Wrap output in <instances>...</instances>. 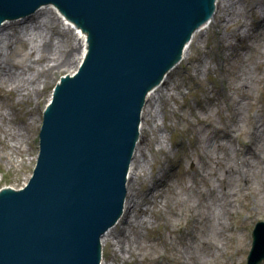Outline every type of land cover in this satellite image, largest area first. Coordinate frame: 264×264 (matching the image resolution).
<instances>
[{
  "label": "water",
  "instance_id": "obj_1",
  "mask_svg": "<svg viewBox=\"0 0 264 264\" xmlns=\"http://www.w3.org/2000/svg\"><path fill=\"white\" fill-rule=\"evenodd\" d=\"M213 2L0 0V23L54 3L91 35L85 65L46 115L35 177L0 195V264H99L100 237L122 208L144 96Z\"/></svg>",
  "mask_w": 264,
  "mask_h": 264
},
{
  "label": "rangeland",
  "instance_id": "obj_2",
  "mask_svg": "<svg viewBox=\"0 0 264 264\" xmlns=\"http://www.w3.org/2000/svg\"><path fill=\"white\" fill-rule=\"evenodd\" d=\"M246 1L250 5L258 0ZM255 15L262 14L256 12ZM249 18L250 15L245 20L248 24H251L252 21ZM207 30V32L205 30L203 33L197 34L189 56L185 59L186 66L189 65L187 67L189 75L184 72L188 76L186 75L184 78H181V72H173L171 78H169V84H171L170 89L163 90L164 96L167 99L166 104L162 105L157 101V98L154 100V103L161 104L165 109L166 116L162 117L159 114L156 118V123H152L155 128L147 134V136L149 135V139L144 148L153 168L150 165L146 168V179L141 183L140 191L148 192V189L155 186L153 196L156 193H160L159 196L164 194V197L159 200L157 205H148V213L153 217V221H150L146 228L136 229L138 238L135 241L129 242L131 244L129 249L132 252L125 246L124 249L126 251L123 249L119 250V261L115 262L114 249L105 247L106 259L109 261L108 264H156L155 258L159 253H161V256L165 254L174 264H180L181 261L185 260L186 257L183 252L184 243L177 237V231L180 226L185 225L187 227L189 225L191 221L188 218L189 213L192 211L193 214L197 213L198 209H194L192 203H185L183 205L182 200H196V205L197 202H202L199 198L190 195L186 190L191 189V182L188 177L181 174V169L188 167L190 164L195 166L196 169H202L204 162H199L198 153L203 154L206 160L209 159V155L213 152V149L214 154L217 156L214 160L221 163L224 162L221 151L222 142H216L208 149L204 148L201 143L195 140L197 135L202 133L199 132L201 127L198 125V119L204 117L214 124L222 126L225 124L223 119L227 117L228 122L226 124L233 125V129L237 127L231 120V112L225 106V101L220 105L212 90L214 92L219 90L222 92V95L232 98L230 100L232 102L231 111L233 113H235L233 109L238 100L245 102V106L240 110L243 119L238 125L240 126L239 131L242 132L241 135L245 138L254 139L255 144L257 146L259 144V150L264 156V146L262 147V144H264V111L262 112L263 109L261 108L260 111L256 112L258 119L257 126L253 128L247 120L249 117L248 112L250 113L253 110L248 108V102L245 98V95L248 94L254 96L257 91L264 97V87H259L262 77V70H259V68L264 67V53H262L261 57H258L256 51L258 39L260 34L264 33V27H254L251 40L246 39L247 44L230 52L224 50V46L228 43L223 39L224 31L222 30V26L219 27V32L211 28ZM226 36L227 41L232 42L227 33ZM40 41H43L42 44L45 43V40ZM198 41L200 44L197 43ZM194 44L196 45L194 46ZM61 49H63V52L70 51V47L67 44L62 45ZM211 51H215L218 56L215 66L209 60ZM18 53L24 56L27 53V47L19 45L12 55V57H15V69H17V66H21L22 56L17 55ZM196 58H199V62L195 60ZM46 64H49V62L43 60L39 65H36V68ZM199 66L201 72L196 71ZM75 68V64L70 67H62L54 75L53 79L48 78L46 84L41 85L39 95L33 94L29 100L27 98H23L22 100L16 93L13 94L12 100L16 107L14 111L11 108H7V89L5 85L4 88H0V115L2 116L6 112L9 113L6 122L4 120L5 131H1L0 127V189L3 187L19 189L30 178L39 154V134L43 123L44 109L49 103L52 92L60 78L70 74ZM33 71V69L28 71L26 76L30 78ZM252 71L257 75L252 88L244 91L240 90L246 74ZM191 78L200 83L201 87L199 90L195 89L194 84L190 81ZM4 84L10 83L5 82ZM191 89H193L192 92ZM168 94L170 95L167 96ZM32 118L33 124L30 125L31 123L29 121ZM14 119L19 121L18 125L12 123ZM19 126H27L24 128L23 139L20 141L10 139L8 133L11 131L17 132L15 128ZM258 131H261L260 134ZM156 134L164 135V138H160L163 146L159 152L158 149L160 146L154 140ZM152 145H154L153 148ZM215 150L218 153H215ZM256 163L262 170H260V174L255 175L257 180L253 178V183H251L250 187L253 190V194H246L243 211L241 212L242 215H252L254 217L250 220V223L249 221L246 223L243 221L240 222L239 225L244 224L246 229L238 231L237 242L231 245V250L237 253L239 256L237 259H239L241 264H245L244 258L249 254L252 246L251 236L247 237L249 230L254 229L258 220L264 219V164L261 161ZM249 169H252V164ZM217 170V166L212 164L210 171L217 172ZM160 171L162 173L161 175L158 173ZM163 180L165 181L164 185ZM160 185L163 186L159 188ZM164 186L165 188H163ZM238 186L239 183L237 181L233 187L237 189ZM202 189H205L204 185ZM149 193L152 195L151 192ZM220 218L222 220V213H220ZM214 229L215 226L213 225V232H215ZM146 235L160 236V240L155 244H149L146 241ZM113 241L118 244L124 240H122V237H117ZM197 245L192 248L190 258H186L189 264H196L197 262L204 264L206 260L211 259L210 252L202 248L199 243ZM109 258L113 260L110 261ZM218 264H224L222 259Z\"/></svg>",
  "mask_w": 264,
  "mask_h": 264
},
{
  "label": "bare ground",
  "instance_id": "obj_3",
  "mask_svg": "<svg viewBox=\"0 0 264 264\" xmlns=\"http://www.w3.org/2000/svg\"><path fill=\"white\" fill-rule=\"evenodd\" d=\"M215 8L216 10L212 17L213 21L208 26H203L204 29L201 32V29H199L196 33L200 32L201 34L205 30L207 32V29L209 28L219 32L218 29L222 26V30L224 31L223 39L228 43L224 46V50L228 52L235 51L247 44L246 39L249 41L251 40L254 27H264V0H258L250 5H248L246 0H215ZM255 11L262 15H255ZM249 15V19L252 21L251 24H248L245 20ZM217 17L219 18V22ZM62 20V15L57 9L52 6H46L38 8L31 14L15 17V20L13 21H5L3 23L1 21L0 88H4L5 85L7 93L12 96L16 93L20 99L23 100V98H27L29 100L33 94L39 95L41 85L46 84L48 78L53 79L54 75H56L62 67H70L75 64L76 68L71 72V74L77 70L87 53V33L83 32L80 28H77L73 23H64ZM74 27H76L77 32ZM74 31L76 33H74ZM226 33L232 42L227 41ZM195 34L191 42L187 45L184 53H181L180 57L173 65V68L164 76L162 84L160 82L156 89H151L146 95L142 112H140L141 125L138 128V134L136 135L138 136V140L136 146L134 147L135 150L132 154V162L129 168L128 179L126 181L127 195L122 200V202L125 203L124 210L122 215H118V223L102 238L101 243L103 256L101 264L109 263L106 259L105 247L114 249L115 262L119 261L118 257H120V255L118 251L121 249L126 251L124 249L125 246L130 252H132L129 249L131 245L129 242L135 241L138 238L136 229L146 228L148 223L153 221V217L148 213V205H157L159 200L164 197V194L159 196L160 193H156L153 196L155 186L148 189V192L143 190L140 191L141 183L144 182V179H146V168L149 165L152 167L144 146L147 144L149 139V135L147 136V134L155 128L152 123H156L155 121L157 116L159 114L162 117L166 116L165 109L161 106V104L165 105L167 102L163 90L170 89L171 84H169V78H171L173 71L174 73H179V71L186 66L185 59L189 56V52L195 42L194 40L197 36ZM40 40H45V43L42 44L43 41ZM197 43L200 44L199 41ZM64 44H67V46L70 47V51L63 52L61 46ZM196 44H194V46ZM257 44L258 46H256V51L258 53V57H261L262 53H264V33L260 34ZM19 45L26 46L27 53L24 56L20 53L17 54L22 56V60L20 62L21 66H17V69H15V57H12V55ZM209 56V60L215 66L217 61L216 59L218 57L217 54L215 51H211ZM43 60L49 62V64L36 68V65H39ZM51 60L53 61L51 62ZM195 60L199 62V58H196ZM187 67H189V65L186 66V68ZM32 69L34 71L29 78L26 75L27 72ZM200 70L199 66L196 71ZM256 76V73L253 71L248 72L243 80V85L240 87V90L244 91L252 88ZM5 82H9L10 84H4ZM169 95L170 94L167 96ZM156 98L161 104L156 102L154 103ZM245 98L251 99L252 94L245 95ZM244 106L245 102L238 100L235 108L233 109L235 114L231 120L233 124L237 126L235 129H233V125L226 124L228 122L227 117L223 119L225 124L222 126H216L212 121L204 117H200L198 119V125L201 127L199 132L202 133L198 134L195 140L198 143H201L204 148L208 149L216 142H222L221 151L223 152L224 162L221 163L214 160L217 157L216 154H214V149L209 155L208 163H205L206 157L203 154L200 153L198 155L201 161L204 162V169H194V175L199 184H204L205 189H186L190 195H195L202 203L197 202L196 205V200H182L183 205L185 203H192L193 208L198 209L197 213L193 214V211L189 213L191 214L189 218L191 219L192 228L188 230L181 229L182 242L184 243L183 252L186 258H190L192 248L198 246V243L202 248L212 251L213 258L221 255L219 247V234L217 230L223 228L224 225L220 221V213L223 212L224 222L228 226L231 238L233 239L235 237L237 227L235 224H230L227 219L228 215L232 214L237 189H231L227 193H223L218 191L217 187H219L220 183L222 185H235L240 178H247V176L251 177L250 173L252 172L254 180H257L255 175L260 174L259 172L262 170V168H260L256 163L257 161H261L264 164V156L259 150V144L258 147L255 144L254 139H247L243 135H239L242 132H239L240 126L238 125L243 119L240 110L243 109ZM7 108H11L13 111L16 110L12 99L7 101ZM257 108L258 111H260V108L263 109L262 112L264 111V106H257ZM8 114L9 113L6 112L2 116L0 115L1 131H5L6 129L4 126V120L6 122ZM247 120L251 123L253 128L257 126L258 119L249 117ZM29 122L31 123L30 125H32L33 118L30 119ZM12 123L18 125L19 121L14 119ZM26 127L19 126L15 128L17 132H9L8 135L10 139L19 141L22 140L24 137V128ZM260 132L261 131H258L259 134ZM160 138H164V135L156 134L154 136V140H156L157 144L160 146L158 152L163 146ZM238 141L241 143L240 147L245 148L250 155L246 156L244 152L239 151L240 147H238ZM153 146L154 145H152V148ZM263 146L264 144H262V147ZM215 153L218 152L215 150ZM212 164L217 166V172H207L210 170ZM251 164L252 169H249ZM182 171L186 174L188 169L184 168ZM158 173L159 175L162 174L161 171ZM162 182L164 185L165 181L163 180ZM162 186L160 185L159 188ZM163 188H165V186ZM5 190L7 191V189ZM149 192H151L152 195H150ZM241 192H244L245 194L249 193V195L253 194L252 189H243ZM203 207L204 210H201ZM213 225L215 226V232H213ZM221 233H225L224 228ZM117 237H122V240L124 241L118 244L114 243L113 240ZM150 242L152 241H149V243ZM186 258L181 261L180 264H189ZM109 260L111 261L113 259L109 258ZM196 264L201 263L197 262Z\"/></svg>",
  "mask_w": 264,
  "mask_h": 264
}]
</instances>
